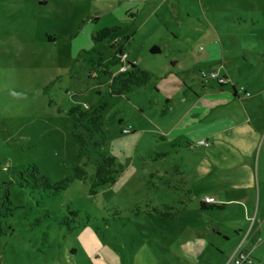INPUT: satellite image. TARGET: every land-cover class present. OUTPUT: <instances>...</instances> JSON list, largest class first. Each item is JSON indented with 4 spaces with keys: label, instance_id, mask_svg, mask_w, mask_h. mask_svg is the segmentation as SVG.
Listing matches in <instances>:
<instances>
[{
    "label": "rangeland",
    "instance_id": "rangeland-1",
    "mask_svg": "<svg viewBox=\"0 0 264 264\" xmlns=\"http://www.w3.org/2000/svg\"><path fill=\"white\" fill-rule=\"evenodd\" d=\"M262 7L264 0H0V264H188L195 235L212 252L224 245L214 229L232 233L233 225L254 264H264V230L251 216L256 189L253 210L248 202L201 210L198 199L211 195L223 170L185 135L227 109L212 73L223 71L228 47L235 44L234 79L255 60L242 52L243 35H223L217 22L228 26L240 10L261 22ZM119 45L124 63L151 74L113 94L110 77L121 64L101 63ZM102 105L96 128L72 112ZM103 156L121 170L90 194ZM30 163L51 182L76 167L87 177L57 193L32 190L20 184ZM231 237L225 253L240 243Z\"/></svg>",
    "mask_w": 264,
    "mask_h": 264
},
{
    "label": "crops",
    "instance_id": "crops-1",
    "mask_svg": "<svg viewBox=\"0 0 264 264\" xmlns=\"http://www.w3.org/2000/svg\"><path fill=\"white\" fill-rule=\"evenodd\" d=\"M91 1L95 3L108 2V0ZM122 1L133 4L147 0ZM244 4L246 6V2ZM261 12L263 13L261 22L257 13H253L251 16L242 10L227 19L228 26L226 27L217 22L221 34L243 35L242 52L244 54L252 52L254 56L252 58L255 60L250 62L249 66L246 62L240 64L247 74L245 78L234 79L230 62H232L235 44L228 47L225 59L227 63L222 64L223 71L217 72L220 76H224L227 82L225 84L216 82V86H213L214 94L218 95L217 98L220 100L219 103H225L227 109L222 116H212V119L205 124L189 126L185 130V135L189 140L187 145L205 150L212 166L223 170L221 178H215L212 181V193L208 197H212L214 202L204 205L214 207L216 211L222 212L227 209L233 210L236 206L240 210L242 206H245L244 202H248L249 209L253 210V192L256 189V206L251 216L257 221L258 229L264 230V7L261 8ZM232 80L244 83V86L238 85ZM226 86H229V92L226 90L228 89ZM245 93H249V95ZM201 139H205L209 145L199 144L198 141ZM193 140H197V142L193 143ZM261 194L263 197L262 207L259 203ZM199 201L202 200L198 199V203ZM199 208L206 209L205 206H199ZM247 217H250L249 213ZM239 226H232L233 235L227 231L214 229L213 235L222 238L224 245H221L220 248H211L212 252L206 251L208 245L206 239L195 235L191 241L193 246L189 244L190 262L188 264H227L238 248L244 249L240 240L246 236L243 235ZM231 236L237 238L240 243L231 253H225L223 248L232 238ZM218 238L217 241H219ZM252 258V264H254L256 260L253 256ZM158 264L165 263L159 261Z\"/></svg>",
    "mask_w": 264,
    "mask_h": 264
},
{
    "label": "trees",
    "instance_id": "trees-1",
    "mask_svg": "<svg viewBox=\"0 0 264 264\" xmlns=\"http://www.w3.org/2000/svg\"><path fill=\"white\" fill-rule=\"evenodd\" d=\"M149 50L151 53H158L160 51V47L153 45ZM123 55V48L119 45L117 53L105 60L103 63H101V65L106 70H108L109 65L120 63L122 66L124 64L122 60ZM125 65V70H121L110 77L109 88L113 94H120L123 90L128 89L131 85H141L150 79L151 72L140 67L135 62L126 61ZM103 107V105L97 106L90 112L82 111L80 107H74L72 108V112L77 113L76 116L78 119L86 120V122L90 124V128H96L95 125H98L99 123L101 117L100 113ZM120 170L121 168L116 165L113 157H101V159L97 162L93 175L90 178V194H96L99 189L113 184L116 181ZM20 177V184L27 186L32 190H47L51 193H57L65 190L75 180H85L87 175L84 169L81 167H76L69 175L60 181L51 182L47 177L40 175L37 172L35 165L30 163L26 169L21 171ZM3 199L6 205L11 204L8 195L5 194ZM204 204V201H199L200 207H204Z\"/></svg>",
    "mask_w": 264,
    "mask_h": 264
},
{
    "label": "built area",
    "instance_id": "built-area-1",
    "mask_svg": "<svg viewBox=\"0 0 264 264\" xmlns=\"http://www.w3.org/2000/svg\"><path fill=\"white\" fill-rule=\"evenodd\" d=\"M125 55H123L122 60L123 62L126 60L125 59ZM126 65L125 63L121 66V70H125ZM120 70V71H121ZM212 76L217 78V80L221 83V82H225L226 78L224 76H219L217 73H212ZM246 95H249V93H245ZM129 129L128 128H124L123 132H128ZM199 144L204 145V146H208V142L205 139H201L198 141ZM205 203H213L214 200L212 197H208L204 200ZM253 263V258L250 254V252L238 248L233 255L231 256V258L229 259V261L227 262V264H252Z\"/></svg>",
    "mask_w": 264,
    "mask_h": 264
}]
</instances>
